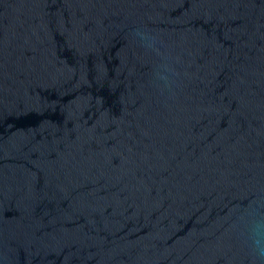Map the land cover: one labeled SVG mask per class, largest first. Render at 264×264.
Segmentation results:
<instances>
[{"label":"water","instance_id":"water-1","mask_svg":"<svg viewBox=\"0 0 264 264\" xmlns=\"http://www.w3.org/2000/svg\"><path fill=\"white\" fill-rule=\"evenodd\" d=\"M254 218L264 0H0V264H259Z\"/></svg>","mask_w":264,"mask_h":264},{"label":"clouds","instance_id":"clouds-1","mask_svg":"<svg viewBox=\"0 0 264 264\" xmlns=\"http://www.w3.org/2000/svg\"><path fill=\"white\" fill-rule=\"evenodd\" d=\"M140 37L149 45H152L154 37L146 31L138 30ZM160 79L167 82V69L160 75ZM250 216L255 217V210H250ZM246 242L251 255L259 264H264V218L253 219L249 225Z\"/></svg>","mask_w":264,"mask_h":264}]
</instances>
